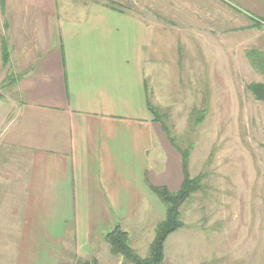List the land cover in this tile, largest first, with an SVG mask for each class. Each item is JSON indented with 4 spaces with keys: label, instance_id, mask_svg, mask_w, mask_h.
Masks as SVG:
<instances>
[{
    "label": "crops",
    "instance_id": "1",
    "mask_svg": "<svg viewBox=\"0 0 264 264\" xmlns=\"http://www.w3.org/2000/svg\"><path fill=\"white\" fill-rule=\"evenodd\" d=\"M108 1L0 0V69L18 66L0 133V264H28L31 242L42 264H75L77 242L103 264L93 245L116 226L137 254L165 215L151 188L182 185L175 127L148 104L172 96L158 42L178 57L195 48V63L203 45ZM244 1L264 15V0Z\"/></svg>",
    "mask_w": 264,
    "mask_h": 264
},
{
    "label": "rangeland",
    "instance_id": "2",
    "mask_svg": "<svg viewBox=\"0 0 264 264\" xmlns=\"http://www.w3.org/2000/svg\"><path fill=\"white\" fill-rule=\"evenodd\" d=\"M108 3L118 7L122 3L137 10L142 20L155 19L159 28L182 31L189 37V44L196 39L203 45L204 62L199 58L203 64L191 60L197 56L195 48L186 53L178 50V57L173 50L160 47L159 42L157 45L164 57L160 63L167 62L170 74L161 72L158 78L168 77L171 83L167 90L172 94L161 98L163 108L157 112L175 127L174 143L189 157L188 176L200 178L198 189L180 206L183 227L173 232L167 244L165 240L161 264H264V101L255 100L247 89L252 83L264 85V15L244 0ZM261 7L264 10V1ZM17 67L10 70L4 65L0 69V133L5 131L7 100ZM101 211L97 210V217ZM128 211L124 209L123 213ZM104 222L101 216L97 227H106L102 226ZM154 237L155 232L152 241ZM102 240L93 245L99 248L101 263L131 264L123 257L103 254L104 245H100L106 247L107 243ZM79 244L77 259H72L75 264L93 258H89L93 249L89 254H79L83 248ZM150 245L142 239L137 250L140 259L149 257ZM46 251L31 242L26 251L28 264H42L48 259Z\"/></svg>",
    "mask_w": 264,
    "mask_h": 264
},
{
    "label": "trees",
    "instance_id": "3",
    "mask_svg": "<svg viewBox=\"0 0 264 264\" xmlns=\"http://www.w3.org/2000/svg\"><path fill=\"white\" fill-rule=\"evenodd\" d=\"M247 89L255 100L264 101V85L252 83L247 86ZM148 110L155 117L156 121L161 119L157 110L149 104ZM170 141L174 144L172 139H170ZM177 150H179L182 157L183 168V182L179 190L176 192H170L161 187L151 188L152 192L165 208V218L156 226L155 237L150 245L149 257L146 259H140L129 246L127 233L122 231L118 226L105 233L103 238L109 246L110 253L113 256L123 257L126 262L131 264H161L163 258V245L167 236L183 227V223L180 219V206L188 198L190 193L198 189L200 181V178H190L187 174V152L180 150L178 147ZM77 264L99 263L96 259L92 258L90 260H77Z\"/></svg>",
    "mask_w": 264,
    "mask_h": 264
}]
</instances>
